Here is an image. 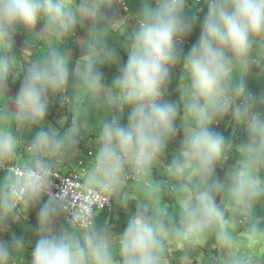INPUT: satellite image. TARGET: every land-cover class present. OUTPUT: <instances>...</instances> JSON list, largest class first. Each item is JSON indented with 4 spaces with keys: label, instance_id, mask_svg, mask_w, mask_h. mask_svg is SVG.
<instances>
[{
    "label": "clouds",
    "instance_id": "1",
    "mask_svg": "<svg viewBox=\"0 0 264 264\" xmlns=\"http://www.w3.org/2000/svg\"><path fill=\"white\" fill-rule=\"evenodd\" d=\"M108 1L127 17L133 16L129 0ZM188 3H142L136 12V26L128 36L123 63L115 48L94 39L75 68L70 67L67 53L51 50L26 69L22 80L12 81L9 77L16 63L12 50L22 29H33L41 22L46 30L64 34L81 23L95 37L109 18L103 0H0V90L12 81V88H19L16 95L12 93L18 122L38 128L32 137L29 169L4 162L16 155L17 139L12 133L0 135V169L15 179L8 187L12 202L0 199V264H8L12 250L23 245L22 237L4 238L10 217L27 198L39 205L31 264H163L168 227L154 207L144 201L137 200L126 227L116 233L119 261L114 254L112 226H97L98 212L95 215L89 210L82 224L84 230L74 226L82 231L79 235L57 223L65 211L63 194L52 191L53 172L76 177L91 188L78 173L63 175L47 160L63 150L65 140L75 145L81 131L75 125L62 137L54 127L43 126L50 102L58 93L52 106L66 108L73 116V101L67 89L70 76L88 87L90 99L96 104L109 101L113 89L122 93L119 103H113L118 114L103 121L96 136L98 147L91 177L99 187L91 189L114 198L113 209L100 212L115 211V200L127 208L130 197L124 192L126 183H138L143 175H151L181 131L180 147L165 164L167 171L182 181L186 172H191L190 179L176 192L183 226L177 234L184 230L197 234L216 221L220 217L217 194L226 187L237 202L242 199L246 204L264 195V181L247 175V169L231 171L227 182L217 177L216 169L233 150V143L212 127L216 123L217 128L221 127V121L231 116L246 132L236 151L252 168L264 167V95H254L244 80L251 66H257L253 54L260 57L256 52L264 53V0H206L207 12L202 20L188 14ZM197 23L199 36L191 44L186 39ZM184 41L187 46H183ZM185 49L189 51L184 53ZM104 65L117 66L111 87L104 83ZM178 66L179 83H185L178 85L179 99L171 100L168 90ZM238 66L245 74L234 79L233 70ZM125 108L126 124L121 122ZM9 168L25 171L24 179ZM133 176H138L137 181L128 182ZM22 185L26 196L19 202L15 196L21 193L12 188Z\"/></svg>",
    "mask_w": 264,
    "mask_h": 264
},
{
    "label": "crops",
    "instance_id": "2",
    "mask_svg": "<svg viewBox=\"0 0 264 264\" xmlns=\"http://www.w3.org/2000/svg\"><path fill=\"white\" fill-rule=\"evenodd\" d=\"M129 1L133 10V16L131 17H127L126 15L121 13L122 11L117 8L116 5H114L112 2L103 0L104 11L109 20L104 25V29L102 26L100 33L95 37H93V35L89 33L87 26L81 23H77L75 26H73L70 32L64 34L46 30L44 24L41 22H38L33 29H22L15 38L12 51L14 55H16V53L19 54V57L16 60L15 66L12 73L10 74L9 79H12V81H16L18 79L22 80L23 75L26 71L24 66L25 64H27L26 60L31 59L32 62H34L37 59H40L47 55L51 50H56L61 54L67 53L70 60V67L75 68L76 61L81 60L82 57L87 54L86 46L94 39L104 41L109 48H115L121 58V62L123 63L127 59V45L129 44L128 36L130 35L131 29L134 28L137 23L135 20L136 12L142 7V3L146 2V0ZM132 1H135V3L132 4ZM193 1L194 0H189V3ZM187 10L190 16H196L197 14V17L202 20L207 12V7L195 9V6L193 5L192 8H188ZM73 36H77L78 39L74 40ZM198 36L199 23L196 24L191 36L186 40L193 44ZM68 40L72 42L71 44H69V49L67 48ZM30 42H33V44ZM183 51L184 53H187L189 49H185ZM253 60L257 62V66H251L246 74L243 72V69L238 66L233 70V76L234 79H239L242 74H245L244 80L246 83V87L254 95L259 97L260 95H264V58L258 57L254 53ZM179 70H181L180 66H178L174 70L170 89L168 90V98L171 100L179 99V92L177 91L178 85L183 86L184 84L181 82L179 83V81H175L174 79V74ZM101 71L104 73V83L108 87H111L112 80L117 75V66L104 65L101 67ZM70 79H72L75 84L79 85L81 88L88 89L86 85L82 84L80 80L74 78V76H70ZM12 81L8 82V87L6 89L0 90V94L2 95L1 100H5V95L7 94H9L11 97L12 93L16 95L19 88H12ZM67 89H71L69 83L67 85ZM68 94L72 101L75 102L74 92L68 91ZM58 95L59 93L52 98L51 106L53 101H55L59 97ZM117 96H122V93ZM113 102L115 101L111 99V103ZM85 104L88 103L86 102ZM11 105L12 112H10V114L12 117L13 113L16 111L14 100L11 102ZM58 108V112H64L67 114L66 108L60 106H58ZM0 113L5 117H8L9 115L5 111H2ZM116 114H118V112ZM107 115H109L110 119L114 114L108 113ZM68 116L73 118V116L71 115ZM122 120L126 122V118L124 116ZM216 124L212 126L213 129L223 134L233 143V150L228 153V156L224 159V161H222L220 165H218L216 169L217 177L221 181L227 182L229 173L231 171L247 169V175L256 176L261 181H264V167H261L259 169L252 168L247 164V161L244 159V157L235 149V146L243 142L246 138V132L244 128L242 126H237L235 121L232 120L231 116L225 117V119L221 121V127L217 128ZM92 139L96 140V136H93ZM182 139L183 134L181 131L177 134L176 139L169 143V145H171V147L173 148L174 153L179 149L180 141ZM53 158L56 160L51 166L54 169L58 170L59 162H57V159H59V157L54 155ZM13 160V158L6 159V161L8 162H13ZM79 161L76 167L67 169V174L74 173L76 172L75 170L78 171ZM94 161L95 160H89V164H91L92 166L91 168H93ZM69 163V161L66 162L67 167ZM163 165L164 164L157 162V164L154 165L152 173L154 176L163 179L167 183V185H169L171 183L169 181V178L167 176H163L160 173V169ZM91 168L85 173L84 177L82 175V178L85 179V176L89 175L90 172H92ZM149 176L150 175H143L141 178H147ZM190 176V170L186 172L184 181L173 176V178H176L174 184L177 185L178 188L175 190V188L172 186L170 192L176 193L177 190L184 185V182L190 179ZM3 177H6V175H0V199H7L11 201L8 195V187L12 183L13 179L12 177H10V180L4 181L2 180ZM85 181L88 182V180L86 179ZM92 186L98 187V185ZM166 190H168L167 187ZM125 194L132 196L134 194V189L125 187ZM174 200L175 203L177 202V204H180L178 197H176L175 199H171V201ZM149 203L152 204L153 207H155L154 203ZM217 204L220 208V217L212 224L208 225L203 231L197 234H191L187 232V230H184L180 232V234H177V231L175 229V231L171 235L170 229H174L175 227L168 220L164 221L168 227V232L164 237L165 247L163 264H203L200 263L202 261L197 260V258L202 256L211 257V254L213 252H216L219 255L222 254L226 258L232 257L231 255H235L236 257L242 256L247 252L249 253V256L254 257L251 249L252 244L256 246L257 250H259L260 248L264 249V195H262L258 199L253 200L250 204H246L242 199L237 202L236 198L226 187L224 191L217 194ZM38 206V204H34L28 199L26 203L18 211H15L14 214L10 217V226L4 240L10 239L11 236L15 235L17 237H22L24 242L21 247L12 250L11 256L8 260V264H31V252L36 239L34 228L38 224ZM131 210L134 213L135 207H133V209ZM132 212H127L125 208L123 209L121 207H117V209L113 212H98L95 222L97 226H103L105 224L111 225L114 230L115 228H117V232L120 233L126 227L127 221L130 218L129 214ZM113 213H116V215H114ZM179 220L180 219H174L173 222H177ZM244 221H246L247 223ZM57 223L63 228V224H65V226L69 228L68 231L74 232L77 235L82 232L80 230L71 228L65 223V221H61L58 219ZM256 233L260 235H257ZM113 235L116 236V233H114ZM116 239L117 242L114 244V254L117 258V261H119L118 236H116ZM244 242H247V244L244 245ZM190 253H192L193 256H196V259L189 260ZM214 260L216 261V263L209 262L205 264H222L219 259L214 258ZM252 264H264V260L261 261L259 259H253Z\"/></svg>",
    "mask_w": 264,
    "mask_h": 264
},
{
    "label": "rangeland",
    "instance_id": "3",
    "mask_svg": "<svg viewBox=\"0 0 264 264\" xmlns=\"http://www.w3.org/2000/svg\"><path fill=\"white\" fill-rule=\"evenodd\" d=\"M134 3L135 1H132V4ZM193 5H194L193 2L189 3L188 8H192ZM202 7H207L206 0H203L202 3H196L195 5V9H200ZM30 43L33 44V42ZM71 43H72L71 41L69 40L67 41L68 49L70 47L69 44ZM256 53H258L260 57L264 56V53H260V52H256ZM15 57L17 60L19 54L16 53ZM26 62L27 64L24 65L25 69H27L33 63L31 59L26 60ZM180 74H181V70H179L174 74L175 81H179L178 79L180 78ZM181 83H185V82L181 81ZM69 85L71 89L68 91L70 92L72 91L75 94V102H72L71 104L72 106L71 108L73 111V118H71L64 112H58L59 110L58 106L53 107L51 106V102H50L48 115H46L45 117L43 126L45 128L54 127L62 137H66L67 133L73 126L79 125L81 131L75 145H69L67 140H65V145L63 146V150L55 154V156L59 157V159H57V162H59L58 170L59 172H62L63 175H66L67 169L76 167L78 161L80 160L79 163L82 162L83 167H80L78 164V171L75 170L76 173L80 175L83 181H85V179L88 180L89 183L85 181L86 185H88L91 188H97L95 186H92V185H97L92 180L91 177L92 172H90L89 175H86L85 179L82 178V175L84 177L85 173L88 170H90V168L92 167L91 164H89V160L93 161L95 160L96 157V150L98 145L96 140L92 139V137L97 136L99 134L101 124L106 119H109V115H107L108 113L116 114L118 112V110L114 112L113 110L114 102L111 103V99L115 101V103H119V101L121 100V96H117V95L121 94V92L118 89H113L111 93V99L107 102L101 103L102 105H100L94 103L90 99L89 89L81 88L79 85L75 84V82L72 79H69ZM1 99H2V95L0 94V112L5 111L9 115L8 117H5L0 113V135L6 133H12L17 139L16 155L12 157L14 159L13 162H8L6 160H4V162L8 165H17L29 169L33 157L32 137L35 135L38 128L35 126L21 125L17 120L16 111L13 113V116L11 117L10 112H12L11 102L14 100L13 96L11 97L9 94H7L5 95V100L4 99L1 100ZM86 102L88 104H85ZM127 114H128V109L125 108L121 117V122L124 124L127 123ZM123 116L126 118V122L122 120ZM173 154H174L173 148L171 147V145H169L166 156L161 161L158 162L164 164L160 169V173L163 176H167L169 178V181L171 182L169 185H167V183L160 177L154 176L153 173L147 178H141L138 183H130L125 185V187H130L134 189V194L132 196L128 195L130 197V200L125 210H127V212H132L131 209L135 207L137 200H141L146 203L149 202L154 203L155 204L154 210L161 215L163 221L168 220L175 227L174 229H170L171 235L173 234L175 229L177 231L178 229H181L183 227L180 223V220L177 222H173L174 219L176 220L180 219L179 212H180L181 204H177V202L175 203V200L171 201L172 198L175 199L177 197L175 192H170L171 187L173 186L175 190L178 187L177 185L174 184L176 178H173V175L167 171V168L165 166L168 160L172 158ZM47 160L49 161L51 166L52 164H54L53 161H55L56 159H54L53 156H48ZM67 161L70 162L68 167L66 165ZM83 170H85L84 173ZM4 174L6 175V177H3L2 180L7 181L11 179L10 177H12L13 179L12 183L15 182L14 176L10 172H5L2 169H0V175H4ZM166 187L168 190H166ZM124 192H125V188H124ZM42 199L46 200L43 197ZM115 204H116V209L117 207H121L124 209V207L120 206L119 202H117L116 200H115ZM113 214L116 215V213ZM132 214L133 212L130 213L129 215L131 216ZM59 220L65 221V223L68 226L75 229L74 226L66 222V215L63 211L61 212ZM63 226L66 230L69 229L67 226H65V224H63ZM112 232L113 234L119 233L117 232V228H115L114 230L113 227H112ZM243 244L246 245L247 242H244ZM251 249H252V253L254 254V257L249 256L248 252L247 253L244 252L245 254L242 256L236 257L235 255H231L232 257L226 258L222 254L219 255L218 253L213 252L211 254V257L202 256V257H198L197 260L202 261L200 263L203 264L209 262L216 263L214 258L219 259L222 264H250L253 261V259L254 260L259 259L261 261L264 260L263 248L257 250L256 246L252 244ZM192 259H196V256H193V254L190 253L189 260Z\"/></svg>",
    "mask_w": 264,
    "mask_h": 264
},
{
    "label": "built area",
    "instance_id": "4",
    "mask_svg": "<svg viewBox=\"0 0 264 264\" xmlns=\"http://www.w3.org/2000/svg\"><path fill=\"white\" fill-rule=\"evenodd\" d=\"M188 44L184 41L183 46ZM83 164H81L82 166ZM20 179H24L26 172L16 168H9ZM52 191L62 193V205L66 213L67 221L71 225L84 230L82 224L89 210H93L95 215L97 212L112 210L114 207V198L100 190H95L84 186L76 177H64L53 172ZM138 176L131 177L128 182L137 181ZM22 186H14L17 193L15 197L19 202L23 201L26 194L22 193Z\"/></svg>",
    "mask_w": 264,
    "mask_h": 264
},
{
    "label": "trees",
    "instance_id": "5",
    "mask_svg": "<svg viewBox=\"0 0 264 264\" xmlns=\"http://www.w3.org/2000/svg\"><path fill=\"white\" fill-rule=\"evenodd\" d=\"M193 3H194V6L196 5V3L193 1ZM200 6H202V5H200Z\"/></svg>",
    "mask_w": 264,
    "mask_h": 264
}]
</instances>
